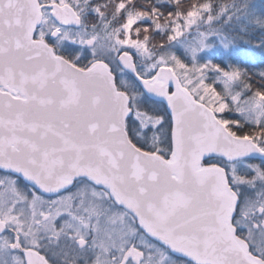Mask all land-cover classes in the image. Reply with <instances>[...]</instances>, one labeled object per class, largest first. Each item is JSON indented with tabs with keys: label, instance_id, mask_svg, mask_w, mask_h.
<instances>
[{
	"label": "snow or ice",
	"instance_id": "1",
	"mask_svg": "<svg viewBox=\"0 0 264 264\" xmlns=\"http://www.w3.org/2000/svg\"><path fill=\"white\" fill-rule=\"evenodd\" d=\"M0 264H264V0H0Z\"/></svg>",
	"mask_w": 264,
	"mask_h": 264
}]
</instances>
